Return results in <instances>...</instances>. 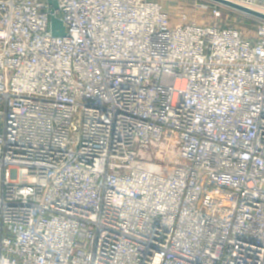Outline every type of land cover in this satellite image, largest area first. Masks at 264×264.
I'll list each match as a JSON object with an SVG mask.
<instances>
[{
    "label": "built area",
    "instance_id": "obj_1",
    "mask_svg": "<svg viewBox=\"0 0 264 264\" xmlns=\"http://www.w3.org/2000/svg\"><path fill=\"white\" fill-rule=\"evenodd\" d=\"M58 3L0 0V264H264V20Z\"/></svg>",
    "mask_w": 264,
    "mask_h": 264
},
{
    "label": "rangeland",
    "instance_id": "obj_2",
    "mask_svg": "<svg viewBox=\"0 0 264 264\" xmlns=\"http://www.w3.org/2000/svg\"><path fill=\"white\" fill-rule=\"evenodd\" d=\"M160 1L164 3V8H166V10L170 13L173 24L179 23L180 17L183 14H186L189 17V20L191 19L192 21H196L201 24L212 23L219 26L234 28L242 32L243 35L254 38L260 21V19L255 16L208 0ZM207 4L220 7L221 14L219 16H215L211 7L206 8L203 6ZM184 11L187 13H184Z\"/></svg>",
    "mask_w": 264,
    "mask_h": 264
},
{
    "label": "water",
    "instance_id": "obj_3",
    "mask_svg": "<svg viewBox=\"0 0 264 264\" xmlns=\"http://www.w3.org/2000/svg\"><path fill=\"white\" fill-rule=\"evenodd\" d=\"M208 1H212V2H215L217 4L233 8V9L241 11L243 13L255 16V17L259 18L260 20H264V13L257 11L256 9L254 10V9L249 8V7L242 6V5L239 6V4L232 2V1H229V0H208ZM58 2H59V0H48V3L51 7V12L53 14L52 15L53 19H51V26H52V33L54 34V36L63 37L66 35L64 24L55 15V12L59 8Z\"/></svg>",
    "mask_w": 264,
    "mask_h": 264
},
{
    "label": "crops",
    "instance_id": "obj_4",
    "mask_svg": "<svg viewBox=\"0 0 264 264\" xmlns=\"http://www.w3.org/2000/svg\"><path fill=\"white\" fill-rule=\"evenodd\" d=\"M156 1H158V0H156ZM170 1V0H169ZM158 2H160L163 6H164V3H162V1H158ZM171 3V2H170ZM165 6H166V4H165ZM166 9V8H165ZM184 13H187L186 11H184Z\"/></svg>",
    "mask_w": 264,
    "mask_h": 264
},
{
    "label": "bare ground",
    "instance_id": "obj_5",
    "mask_svg": "<svg viewBox=\"0 0 264 264\" xmlns=\"http://www.w3.org/2000/svg\"><path fill=\"white\" fill-rule=\"evenodd\" d=\"M164 152V151H163ZM159 154H158V156L159 157H163L164 155L162 154V151L161 152H158Z\"/></svg>",
    "mask_w": 264,
    "mask_h": 264
}]
</instances>
